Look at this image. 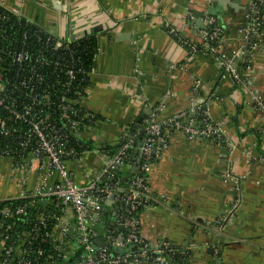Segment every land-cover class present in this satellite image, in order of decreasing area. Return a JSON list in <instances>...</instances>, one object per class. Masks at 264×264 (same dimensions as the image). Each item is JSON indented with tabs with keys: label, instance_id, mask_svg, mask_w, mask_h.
<instances>
[{
	"label": "crops",
	"instance_id": "1",
	"mask_svg": "<svg viewBox=\"0 0 264 264\" xmlns=\"http://www.w3.org/2000/svg\"><path fill=\"white\" fill-rule=\"evenodd\" d=\"M251 3L0 0L6 11L59 41L97 37L90 83L79 104L99 118L81 137L93 147L78 160L67 161L73 180L82 186L102 169L106 146H116L125 136L136 141L156 109L161 121L188 108L198 86L206 116L221 131L209 139L168 133V146L149 172L153 204L140 216L146 244L186 250L189 264H264V19L257 34L250 36L257 49L236 63L244 84L236 87L210 58L189 57L169 31L175 29L185 40L203 43L210 33L208 19L215 20L213 26L218 20L220 50L231 58L245 45ZM137 149L124 165L127 175L122 180L136 172ZM14 163L0 156V202L23 199L38 185L39 162L26 159L25 179L13 176ZM126 185L118 182L104 206L111 220L122 208L120 196L125 195ZM73 222L71 208H62L58 225ZM105 237L99 235L98 246Z\"/></svg>",
	"mask_w": 264,
	"mask_h": 264
},
{
	"label": "built area",
	"instance_id": "2",
	"mask_svg": "<svg viewBox=\"0 0 264 264\" xmlns=\"http://www.w3.org/2000/svg\"><path fill=\"white\" fill-rule=\"evenodd\" d=\"M251 24L245 30V45L239 49L231 58L222 53L219 46L210 45V41L218 39L219 30L205 34L203 43H197L185 40L179 32L171 29L169 32L185 48L189 57L204 56L210 58L219 68L230 76L234 86L244 85L242 77L237 69V61L242 59L247 53L257 49L258 43L250 37L258 32L264 19V0H252L251 7ZM215 20L209 18L207 24L213 26ZM256 31V33H254ZM63 41L57 43V47H62ZM69 43V42H68ZM24 59L19 55L18 62ZM72 75V73H71ZM3 69L0 68V93L4 91L2 84ZM198 86L195 88L194 101L184 110L174 113L164 120H158V110L156 109L149 117V121L140 129L139 134H144L145 139L140 145L139 161L136 172L132 179L127 182L126 193L120 196L122 199V208L108 225L106 237L102 246L94 244L95 239L99 237L97 232L98 225L102 224V215L105 212L104 206L107 200L113 196L115 188L119 182L116 171L123 167L127 159L131 161L132 152L128 151L133 148V142L128 141L112 156L106 157L104 165L99 170L87 186H82L75 182L67 166L68 160H78L80 153L69 148L70 135L60 130H50L45 121H29V130L26 133L27 141L23 147L28 146V141L33 138L36 140L35 146H32L31 153L28 157L33 158L40 164L41 175L35 190L23 199H32L47 201L48 204L55 207H69L73 212V225L61 226L56 225L51 231H47L48 219L41 215L38 218L39 227L33 231V235L26 238L18 246L10 243V238L4 233L0 235V245L2 253L0 264H33L31 261V245L36 240V233L42 232L41 243H48L55 252H60L64 246L65 239H71L77 247L82 249L81 262L79 264H178L168 261L162 256L163 250L169 248L167 244L156 246L152 249L146 244L140 234V217L135 215L136 211L142 206L144 210L152 206L145 204V201L152 200L149 186L145 182L148 180L145 175H149L151 170V161L157 160L168 146L169 129L186 134L189 138L209 139L219 134L221 126L211 122H204L202 126L195 123L194 116L205 111V101L197 96ZM68 104H75L67 101ZM81 102V101H80ZM77 103L78 105L80 104ZM2 101H0V106ZM71 108H64L63 118L65 120L64 128H68L75 138H80L86 132L91 131L97 124L93 114L88 113L83 120L87 122H78L68 115ZM30 114V110L25 108L23 113L13 112L7 120L0 119V131L9 135L7 122L20 121ZM191 116V117H190ZM83 123H85L83 125ZM19 133V129L14 130ZM126 138L128 136H125ZM124 137V138H125ZM1 157H8L15 161L14 157L4 153ZM27 157V158H28ZM23 164H15L12 168V174L15 178L25 179L29 171ZM227 178L229 176L227 175ZM33 206V203L32 205ZM27 206L19 207L16 214H24ZM5 217L9 216L8 211L3 212ZM128 230L127 235H119L120 230ZM132 247L138 251H132ZM120 250V254H115L112 250ZM188 253L184 251L183 254ZM38 254H42L39 250ZM16 257L17 261L11 263L9 258Z\"/></svg>",
	"mask_w": 264,
	"mask_h": 264
},
{
	"label": "trees",
	"instance_id": "3",
	"mask_svg": "<svg viewBox=\"0 0 264 264\" xmlns=\"http://www.w3.org/2000/svg\"><path fill=\"white\" fill-rule=\"evenodd\" d=\"M217 20V19H216ZM218 20L214 26H210L209 32H214L218 27ZM220 35L215 41H210V45L219 46ZM60 42L57 38L47 31L39 28L32 22L15 16L0 6V68L3 69L4 91L0 93V119L7 120L13 112L23 113L25 108L30 110V114L20 120L7 122L9 135L0 131V155L14 157L15 164H23L31 153L32 146H35L36 140L33 138L28 141V146L23 147L27 141L26 133L29 130V121H45L50 130H60L70 135L69 148H73L80 154L92 149L91 142L82 138H75L68 128H64L65 120L63 118L64 108L69 107L68 115L78 122H87L83 120L89 112L80 107L79 103L86 95V90L90 83V74L93 66V60L98 51L97 37L95 34L85 36L81 39L65 42L62 47H57ZM19 55H23L21 62L17 61ZM72 73V75H71ZM236 87V86H235ZM67 101L75 104H68ZM191 117V116H190ZM198 126L208 122L205 112H200L193 117ZM97 121L99 118L94 116ZM83 123V125L85 124ZM19 129V133L14 130ZM170 133L173 129L168 130ZM137 132V131H136ZM135 132V133H136ZM144 134H137L133 142V148L128 151L133 153L136 148L143 143ZM127 138L122 139L116 146H106L103 152L108 157L117 152L124 144ZM129 159L125 164L129 163ZM151 165L155 164L153 159ZM124 166L116 171L119 182H129L131 175L127 180H122L125 173ZM148 179L149 175H145ZM148 187V180L145 182ZM153 197V195L151 194ZM152 200L145 201V204H153ZM33 203V206H31ZM27 206L28 209L24 214H16L19 207ZM62 207L53 205L46 208L41 207L39 200L18 199L0 202V235H8L10 243L18 246L20 243L29 239L33 235L36 227H39L38 218L44 215L48 219L47 231H51L58 225V215ZM8 211L9 216L5 217L3 212ZM144 207H140L135 215L141 216ZM102 224L98 225L97 232L99 235L106 236V226L112 220L108 214L102 215ZM105 226V227H104ZM108 227V226H107ZM128 230H120L119 235H127ZM42 232L36 233V240L31 245V261L33 264H79L83 254L82 249L70 238L65 239L64 246L60 252H55L48 243H41ZM94 244L98 246V238ZM99 247V246H98ZM132 251L138 249L132 247ZM41 250L42 254H38ZM115 254H120V250H113ZM176 248H166L162 256L168 261L178 264H189V252L183 254ZM2 258H0L1 261ZM11 263L17 261L16 257L9 258Z\"/></svg>",
	"mask_w": 264,
	"mask_h": 264
},
{
	"label": "water",
	"instance_id": "4",
	"mask_svg": "<svg viewBox=\"0 0 264 264\" xmlns=\"http://www.w3.org/2000/svg\"><path fill=\"white\" fill-rule=\"evenodd\" d=\"M72 40L74 41L75 38H72ZM137 148H138L137 150L139 151V149H140V145H139ZM111 198H113V196H112ZM39 204H40L41 206H45V205L48 204V202H47V201H41ZM152 249H155V247L152 246ZM213 252H214V251H212V254H213Z\"/></svg>",
	"mask_w": 264,
	"mask_h": 264
}]
</instances>
